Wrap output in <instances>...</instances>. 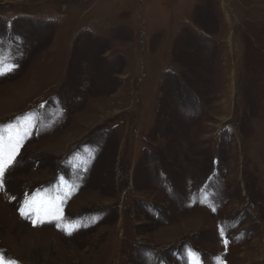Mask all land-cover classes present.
<instances>
[{
	"label": "rangeland",
	"instance_id": "obj_1",
	"mask_svg": "<svg viewBox=\"0 0 264 264\" xmlns=\"http://www.w3.org/2000/svg\"><path fill=\"white\" fill-rule=\"evenodd\" d=\"M0 73L5 264H264V0H0Z\"/></svg>",
	"mask_w": 264,
	"mask_h": 264
},
{
	"label": "snow or ice",
	"instance_id": "obj_2",
	"mask_svg": "<svg viewBox=\"0 0 264 264\" xmlns=\"http://www.w3.org/2000/svg\"><path fill=\"white\" fill-rule=\"evenodd\" d=\"M3 74L4 73H0V75H3ZM17 151H18V148H17ZM14 158H15V152L12 154V156L8 157L7 159L0 157V177H3V174L6 170V168L12 164ZM28 203H29L28 201H25V204H28ZM20 214H21V216H27L28 215V213L25 212V210H24V206L21 207ZM33 223L35 225L36 221H33ZM59 226L60 225L58 224L57 227H59ZM221 235L223 236L224 233L221 232ZM224 243H225V245H227V243H228L227 239L224 240ZM0 264H5L2 257H0ZM221 264H224V262L221 261Z\"/></svg>",
	"mask_w": 264,
	"mask_h": 264
}]
</instances>
